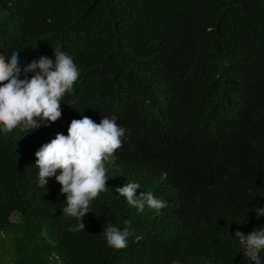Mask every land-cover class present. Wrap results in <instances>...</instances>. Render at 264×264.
I'll use <instances>...</instances> for the list:
<instances>
[{
	"label": "trees",
	"instance_id": "1",
	"mask_svg": "<svg viewBox=\"0 0 264 264\" xmlns=\"http://www.w3.org/2000/svg\"><path fill=\"white\" fill-rule=\"evenodd\" d=\"M14 51L21 80L34 59L54 70V51L80 75L56 122L0 127V264H255L235 233L264 229V0H0V56ZM85 116L126 131L72 231L35 154ZM129 181L167 206L129 205L116 192ZM109 224L125 248L108 246Z\"/></svg>",
	"mask_w": 264,
	"mask_h": 264
},
{
	"label": "clouds",
	"instance_id": "2",
	"mask_svg": "<svg viewBox=\"0 0 264 264\" xmlns=\"http://www.w3.org/2000/svg\"><path fill=\"white\" fill-rule=\"evenodd\" d=\"M55 66L47 57H41L26 64L24 73H34L31 79L19 78L21 73L18 52L10 59L0 56V127L4 132L22 127V130L37 129V120L56 122L61 117L60 101L79 78V70L73 60L62 51H54ZM37 69L39 71H37ZM125 129L118 126L116 119L104 116L99 124L89 117L72 120L67 135L58 133L49 143L43 145L35 154L38 168V183L46 186L47 178L56 177L66 195L67 206L63 213L79 221L72 231L84 230L82 218L89 213V204L101 192L106 191L105 161H114V153L122 146ZM59 170L60 174L56 173ZM140 185L127 182L117 188L119 196L126 198L129 205L143 211L145 205L150 209L165 208L166 202L157 199L152 192H141ZM264 216V209H257ZM109 247L123 249L130 235L111 224L103 230ZM235 237L246 247V254L255 264H260V251L264 249V229L253 231L245 236L237 231Z\"/></svg>",
	"mask_w": 264,
	"mask_h": 264
},
{
	"label": "rangeland",
	"instance_id": "3",
	"mask_svg": "<svg viewBox=\"0 0 264 264\" xmlns=\"http://www.w3.org/2000/svg\"><path fill=\"white\" fill-rule=\"evenodd\" d=\"M8 240H9V238L6 237V236L5 237H0V250L3 251V249H5V251H7V249H9ZM1 264H11V258L9 257L5 261H3V263H1Z\"/></svg>",
	"mask_w": 264,
	"mask_h": 264
}]
</instances>
